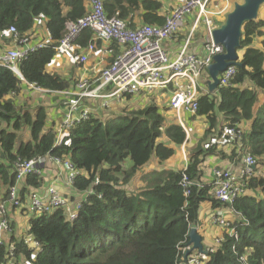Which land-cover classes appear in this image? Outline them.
Wrapping results in <instances>:
<instances>
[{
    "label": "trees",
    "instance_id": "obj_1",
    "mask_svg": "<svg viewBox=\"0 0 264 264\" xmlns=\"http://www.w3.org/2000/svg\"><path fill=\"white\" fill-rule=\"evenodd\" d=\"M173 4L167 6L164 0H103L105 14L121 19L130 29L143 24H164ZM87 11V0H0V52L11 47L10 26L16 28L20 38L34 37L31 43L45 40L47 33L51 37L46 46L31 51L19 61L18 69L25 82L14 71L0 65L2 200L7 199L6 190L15 182L17 157L28 159L49 152L68 159L79 171L72 192L89 189L95 176L100 179L94 187L95 193L87 197L76 219L69 220L66 209L30 216L26 234L10 237L14 255L8 256L7 246L0 247V264L182 262L188 249L186 238L190 227L207 226L209 222L211 214L207 218L203 216L201 205L209 202L214 211L228 207L214 197L213 181L202 179L204 160L224 155L218 147L219 141L233 146L228 154L230 159L250 152L257 161L255 175L246 182L247 193L232 205L248 224L242 226L235 221L239 229L237 240L227 236L226 227L224 242L218 246L212 240L206 257L195 251L188 259L200 258L203 264H240V255L251 249L248 263L264 264V174L259 171L264 167V40L262 49L250 46L255 36L264 34V21L254 19L244 23L238 47L244 51L239 64H233L235 74L228 84H219L212 91H208L205 82L200 84L195 112L181 111L166 124L170 95L166 90L142 92L137 98L127 96L123 106L92 114L55 144L56 135L46 126L44 106L31 112L17 108L5 95L18 92L25 83L50 90L74 88L76 78L66 80L56 71L48 70V66L56 57L55 47L66 21L76 20ZM192 15L195 17V13L186 16L188 26L193 23ZM198 29L193 31L194 36ZM200 31L196 38L203 42L207 31L206 28ZM93 36L92 30L84 29L77 44L84 46ZM108 48L111 52L104 66L120 52L115 40ZM99 76H95L90 88L99 83ZM195 120L204 122L199 140L189 152L186 169L160 167L143 173L137 180L138 171L152 159L164 163L175 154L176 148L195 131V126L190 124ZM233 126L243 131L239 139L232 140L227 134ZM25 127L30 129L29 137L19 134ZM183 174L191 181L188 188L181 184ZM44 182V175H29L21 182V215L28 212L27 193L39 191ZM74 198L73 195L70 201ZM33 241L40 244L41 250H35Z\"/></svg>",
    "mask_w": 264,
    "mask_h": 264
},
{
    "label": "built area",
    "instance_id": "obj_2",
    "mask_svg": "<svg viewBox=\"0 0 264 264\" xmlns=\"http://www.w3.org/2000/svg\"><path fill=\"white\" fill-rule=\"evenodd\" d=\"M87 1L88 11L84 16L66 21L62 37L55 47L56 55L64 57L71 65H83L95 52L97 41L110 45L113 40L119 44L120 52L108 66L97 70V74H100L99 83L92 88L87 79L80 80L74 89L66 90H50L36 84H27L38 91L63 96L61 116L58 125L54 128L55 144L65 138L75 125L89 120L92 114L102 110H113L118 105L123 106L127 96L137 98L142 92L166 90L170 95V108L176 111L177 116L181 111L195 112L198 106V89L204 75L206 80H209L207 68L213 62L215 55L224 52L223 46L215 43L212 38V29L217 25L211 19L207 0H175L173 9L167 12L164 24L159 26L143 24L136 29L127 28L125 22L115 16H107L103 0ZM194 12L195 17L188 29L187 39L177 54L170 57L163 47V41L175 37L184 27L186 16ZM201 26L207 31L202 42L203 56L188 48L193 31ZM84 29L92 30L94 36L86 45L80 46L77 44V39ZM9 31L13 33V41L8 50L0 52V65L14 71L25 82L18 69L19 61L31 51L46 46L51 41V37L47 33L45 40L32 44L28 38H20L14 26H10ZM109 45L105 49L107 53L111 52ZM235 71L233 64L227 66L219 74V84H228ZM242 132L241 128L235 126L227 130L232 140L239 139ZM53 166L67 192L62 191L61 184L55 182L50 183L44 191H30L26 205L30 213L42 214L56 209H66L67 218L72 221L78 216L87 197L95 193L94 187L100 182L98 176L94 177L93 186L89 189L75 190V198L70 201L73 198V193L70 192L73 190L79 171L62 156L48 152L28 159L17 157L14 161L15 182L6 192V201L0 202V247L5 245L3 232L11 230L6 211L8 208L19 210L22 207L19 194L21 182L29 175H43L48 167ZM256 167L257 161L254 155L246 152L241 155L236 169L219 166L212 168L214 197L220 203L228 205L212 211L207 224L208 227L212 224H217L216 227H219V234L212 239L216 245L225 241L223 232L226 227L228 236L238 238L235 221L238 225H247L248 220L240 211L233 210L232 205L238 197L247 193L246 182L255 175ZM181 184L186 188L190 186L191 181L186 174H183ZM185 192L188 193V189ZM98 196L100 197L101 194L99 193ZM227 210L232 214V219L226 217ZM193 227L198 230L200 226ZM33 245L36 251L41 249L37 241H33ZM14 250V245H10L9 257L14 255ZM189 255L191 254L185 255L184 260L176 264H203L200 258L188 259ZM242 260L245 261L244 258Z\"/></svg>",
    "mask_w": 264,
    "mask_h": 264
},
{
    "label": "crops",
    "instance_id": "obj_3",
    "mask_svg": "<svg viewBox=\"0 0 264 264\" xmlns=\"http://www.w3.org/2000/svg\"><path fill=\"white\" fill-rule=\"evenodd\" d=\"M164 1L167 6L172 5L174 2L173 0H164ZM207 3L209 5V14L211 15V19L215 22V24L218 25V22L219 24H222L224 22L226 14L231 9L230 5L233 2L230 3L229 0H207ZM221 9L222 11L219 13ZM192 16L194 17V15ZM256 19H261L264 21V3L260 6ZM187 21L188 19L186 20L184 27L180 29V31L175 37L169 40H165L162 43L164 49L168 52L170 57H174L177 54V52L183 45L184 41L187 39V36L189 35L188 29L190 26L187 25ZM201 29L204 31L205 28L203 26L199 27L198 29L199 31L196 32L195 36L194 35L192 36L189 42V45H188L189 50L195 51L199 56L204 55L203 48H202V40L200 38H196V36L198 37V34L201 33L200 31ZM262 29L264 32V26ZM33 38L34 37H32L30 40L32 41ZM263 40H264V34L261 36H255L250 46L262 49ZM34 43L35 42H32V44ZM107 45L109 44H106L103 42H100V43L96 42L95 52L92 53L89 61L83 65H78V66L71 65L68 63L67 59H65L64 57L56 55L53 61L49 64L48 70L56 71L58 74L63 75L66 80L76 78L77 79L76 84L82 79H87L89 82V85L90 83L94 84L95 76H97V70L100 67H104L107 61V57H109L110 53H107L105 51ZM1 47H2V44L0 41V48ZM243 51L244 49H239V51H237L240 59L242 57ZM206 79H207L206 75H204L202 79V83H201L202 85H203V82H206ZM108 90H109V87H108ZM54 97H57V99H55ZM5 99H12L13 102H15V105L17 108H25V109L30 110L31 112H35L38 106L40 105L44 106L47 112V118H46L47 128L53 131L55 126L58 125V119H59V116H61V111H62L61 101L63 99V96L61 94H51V92H41L25 83L24 85H22V87H20L18 92H11L9 94H6ZM94 102L97 103V101H94ZM98 112H101V111H98ZM166 116L169 117V120L171 122V116L176 117V113L170 109V111L166 113ZM183 116H187V114L184 113ZM203 122L204 120H200V121L195 120L192 123L190 121V124L195 126V131L191 133L190 136L187 137L185 143L180 148H176L175 154L164 163H159L156 159H152L145 167H143L141 170L138 171L136 179L137 180L140 179L143 173H148L152 170L160 169V167H165L167 169H183L184 170L188 164L189 152L194 147L196 142L199 140L198 136L201 134V129H202L201 127H202ZM55 131L56 130H54L53 133ZM19 134L22 137L24 136L29 137L30 129L28 127H25L24 129L19 131ZM218 147L221 149L224 155L213 156L212 158H207L202 163V167L204 168V171H205L202 179H204L206 182L212 181V168L213 167L219 166V167H229V168L236 169L240 163L241 157H235L233 159L229 158L228 154L230 150L233 149V146H229V144L219 141ZM43 175H44L45 182H44V185L39 189V191H44L50 183L55 182V183L61 184L62 191L67 192L65 190V187H63L62 179L61 177L57 175L56 168L54 166L48 167L47 171ZM74 192H70V193H73L74 195ZM2 194L3 193L0 194V202L6 201V197L4 198L5 200L4 199L2 200V196H3ZM27 195H26L25 205H27ZM201 208H202L201 213L205 217L208 216L210 212L214 211L211 208V204L209 202H204L201 205ZM20 210L21 209L16 210L13 208H8V211H6V216H8V219L10 221L11 230L8 232H3L2 236L4 239V244L5 246H7L8 250H9L10 245H14L10 241L11 235L12 234L23 235V234H26L28 230V229L25 230V228L23 227V222L25 221L24 219L25 214L21 215ZM226 217L229 219L233 218L232 214L228 210L226 211ZM12 222L14 223L12 224ZM207 227L208 226L205 225L201 228L206 229ZM208 228L210 229L209 235L215 233V231L212 230L213 228L211 227H208ZM198 231L200 233V227ZM216 232H217L216 234H219L220 230L217 228ZM204 241L205 243H207V245H210L212 238L208 236V238L206 240H203V242Z\"/></svg>",
    "mask_w": 264,
    "mask_h": 264
},
{
    "label": "water",
    "instance_id": "obj_4",
    "mask_svg": "<svg viewBox=\"0 0 264 264\" xmlns=\"http://www.w3.org/2000/svg\"><path fill=\"white\" fill-rule=\"evenodd\" d=\"M264 0H242L235 2L233 8L226 14L224 22L212 30V37L215 43L221 44L224 52L213 57V62L208 66L209 80L206 82L208 91L214 90L220 83L219 74L231 64H239L238 47L245 22L257 18L258 10ZM189 243L192 248L199 252H205L201 243V236L197 229L190 228ZM187 253V252H186Z\"/></svg>",
    "mask_w": 264,
    "mask_h": 264
},
{
    "label": "rangeland",
    "instance_id": "obj_5",
    "mask_svg": "<svg viewBox=\"0 0 264 264\" xmlns=\"http://www.w3.org/2000/svg\"><path fill=\"white\" fill-rule=\"evenodd\" d=\"M229 2L231 3V2H233V3H235V2H242V0H229ZM233 3H231V5H230V7H231V9L233 8ZM230 9V10H231ZM218 24H219V22H218ZM205 35H206V33H205ZM239 51V50H238ZM177 117V116H176ZM173 119V117L171 116V120ZM165 123L167 124V123H170V120H169V117L168 116H166V120H165ZM203 126V125H202ZM162 136H165V129H162ZM24 137H27V136H24ZM237 144V143H236ZM242 154V153H241ZM240 157H241V155H240ZM262 174H264V167H263V165L261 166V168H260V170H259ZM209 214H211V212L209 213ZM35 214H32V213H30L29 212V210H28V212L24 215L25 216V221L23 222V227L25 228V230H27V229H29V225H30V223H29V218H30V216H34ZM217 224H212V227L211 228H213L212 230L213 231H215V233L214 234H211V235H209V233H210V229L208 228V229H203V228H201L200 227V233L202 234V236H203V239L204 240H206L207 238H208V236L210 237V238H212L213 239V237H214V235L217 233L216 232V230H217ZM207 247H209L210 248V245H207Z\"/></svg>",
    "mask_w": 264,
    "mask_h": 264
},
{
    "label": "clouds",
    "instance_id": "obj_6",
    "mask_svg": "<svg viewBox=\"0 0 264 264\" xmlns=\"http://www.w3.org/2000/svg\"><path fill=\"white\" fill-rule=\"evenodd\" d=\"M175 3V2H174ZM207 5H208V3H207ZM173 6H174V4H173ZM209 6V5H208ZM171 9H169L168 11H170ZM167 11V12H168ZM195 13V12H194ZM214 24H215V22H214ZM215 25H217V24H215ZM221 24H218L217 26H215L214 27V29L216 28V27H218V26H220ZM204 27V26H203ZM205 28V27H204ZM213 30V29H212ZM207 33V32H206ZM212 34V33H211ZM213 38V37H212ZM205 39V38H204ZM208 80H206V82H207ZM205 82V83H206ZM171 109V108H170ZM172 111H174V110H172ZM175 113H176V111H174ZM176 116H177V114H176ZM64 138H62L59 142H61L62 140H63ZM56 141V140H55ZM58 142V143H59ZM186 169V168H185ZM235 210V209H234ZM236 211V210H235ZM248 224V223H247ZM243 226V225H242ZM245 226V225H244ZM190 228H194L193 226L192 227H190ZM196 229V228H195ZM235 229H236V231H237V233H238V237H239V229L238 228H236L235 227ZM190 230V229H189ZM197 232H198V234L201 236V243H202V245H203V249L205 250V252H201V253H203L202 255H204L205 257H206V254L205 253H207L208 252V248L209 247H207V244L205 245V241L203 242V236H202V234L201 233H199V231L197 230ZM188 233H189V231H188ZM228 236V235H227ZM231 237V236H230ZM234 240H237V239H235L234 237H232ZM186 240H187V246H188V249L186 250V255H188L189 253H192L193 252V250H196V251H198V249H193L192 248V244H190L189 243V237L187 236V238H186ZM34 246V245H33ZM218 246H216L215 247V249L217 248ZM233 248V251L235 252L236 251V249H235V247L233 246L232 247ZM41 250V249H40ZM37 251H39V250H37ZM250 252H251V249H247V252L246 253H243L242 255H240V257H239V261H240V264H249L248 263V260H247V256L250 254ZM242 258H244L245 259V261H243L242 260ZM246 262V263H245Z\"/></svg>",
    "mask_w": 264,
    "mask_h": 264
}]
</instances>
